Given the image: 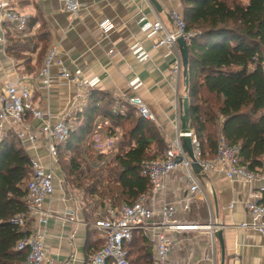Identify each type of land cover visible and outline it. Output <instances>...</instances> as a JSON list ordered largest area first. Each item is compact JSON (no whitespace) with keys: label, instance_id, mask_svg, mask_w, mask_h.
<instances>
[{"label":"crops","instance_id":"obj_1","mask_svg":"<svg viewBox=\"0 0 264 264\" xmlns=\"http://www.w3.org/2000/svg\"><path fill=\"white\" fill-rule=\"evenodd\" d=\"M9 1L16 9L28 14L30 20L25 33L8 32V44L12 38L17 44H30L42 31L47 33V40L43 50L37 38L32 49L22 52L28 55L24 58L10 55L0 45V88L6 80L20 79L32 90L35 105L48 106L53 118L66 116L75 130L84 124L83 112L89 106L91 93L124 102H128L125 95H138L153 112L155 119L152 123L159 129L167 146L182 132V99L189 97V89L183 66L178 75L172 70L177 58L182 59L181 50L178 44L174 53L165 46L154 47L158 36L147 25L161 18L171 27V10L183 13L181 0H157L158 7L151 0H78L81 8L76 15L68 12L61 0ZM104 20L113 23L106 35L100 26ZM52 46H58L67 70L80 72L89 80V93L83 101L77 97L75 83L60 75L58 65L50 68L49 86L41 76L44 57ZM97 122L103 135L117 133L120 142L122 130L113 120L96 117L93 128L95 123L99 125ZM41 124V120L28 114L22 126L27 134L36 138L21 142L31 159L48 166L50 160L46 139L40 131ZM9 133L14 132L10 130ZM108 155L94 158V164L102 166ZM54 170L55 192L41 208V214L48 215V222L44 226L38 219H33L28 228L32 232H44L46 254L54 261L91 264L90 255L104 245L103 235L94 223L105 214L110 204L87 199L83 190L68 184L58 162L54 164ZM195 176L201 189L192 196L188 190L190 182L180 167L168 174L163 188L146 194V202L156 209L164 202L173 203L182 219L212 220L223 232L224 264H264V234L242 226L250 220L244 200L250 189L258 187L261 181L248 183L229 179L218 171L202 170ZM188 197L190 210L186 211L184 203ZM173 237L178 243L172 250V259L183 260L186 264H221V246L216 235L212 238L208 232L198 231L173 233Z\"/></svg>","mask_w":264,"mask_h":264},{"label":"trees","instance_id":"obj_2","mask_svg":"<svg viewBox=\"0 0 264 264\" xmlns=\"http://www.w3.org/2000/svg\"><path fill=\"white\" fill-rule=\"evenodd\" d=\"M181 2L187 29L193 32L188 42L190 126L201 142L203 158L216 155L222 131L231 144L240 146L243 162L260 166L264 155V0ZM36 38L46 42L47 33L42 31ZM11 40L6 51L18 57L28 42ZM91 94L83 112L84 124L72 128L58 146V163L67 183L83 190L87 199L112 206L133 203L151 189L143 161L162 156L166 142L152 121L129 102ZM99 116L109 117L122 130L117 151L110 153L114 157L102 166L93 162L102 154L85 148L92 145L90 133ZM32 170L21 140L14 133L7 134L0 142V264H27V252L17 244L31 232L30 223L22 228L13 220L27 213ZM128 248L131 264L152 262V245L142 231L134 232Z\"/></svg>","mask_w":264,"mask_h":264},{"label":"built area","instance_id":"obj_3","mask_svg":"<svg viewBox=\"0 0 264 264\" xmlns=\"http://www.w3.org/2000/svg\"><path fill=\"white\" fill-rule=\"evenodd\" d=\"M64 8L71 14H78L81 4L78 0H61ZM172 26L168 27L161 18L148 22V27L158 36L154 47L165 46L170 53H174L179 38L187 42L191 40L193 32L187 29L183 14L171 10ZM144 19V18H143ZM30 17L16 9L11 1L0 0V45H8L7 34H23L29 29ZM104 35L113 28V23L104 20L100 24ZM58 65L60 75L77 86V97L83 101L87 96L90 82L80 72H70L65 68L59 56L58 46H52L43 61L41 76L45 83L50 84V68ZM264 69V63H263ZM173 73L178 75L182 70V62L178 57L173 64ZM125 99L133 105L144 118L153 121L155 116L141 96H126ZM31 114L36 120H41L40 131L46 139V146L50 164L44 166L31 159L32 173L27 182V213L18 215L13 221L20 227H25L33 219H38L44 226L48 222V215L41 214L43 203L52 197L55 192L54 164L58 162V146L65 142L73 128L72 122L66 116L53 118L48 106H38L33 103V92L20 79L6 80L0 88V142L10 130L20 140L36 138L23 129L26 116ZM22 127V128H21ZM182 134L192 137L193 151L197 161L204 171H218L229 179H239L252 183L261 181L258 187L250 189L244 205L249 215V222L242 226L255 228L264 234V203L261 201L264 194V155L260 157L261 165L252 168L249 162H243L240 146L231 144L219 131L216 155L212 159L203 158L201 142L191 129L189 132H180L177 138L171 140L162 156L143 161V173L149 177L150 192H155L165 186V180L171 172L183 168L189 180L190 196L200 191L201 186L192 170L190 159L184 148ZM93 148L101 154H110L117 151L119 136L117 133L103 135L97 128L90 133ZM190 199H186L184 209L190 210ZM104 238V245L90 255L91 264H131L129 260L128 244L135 231L140 230L149 239L152 245V262L150 264H186L183 260H174L171 253L178 241L173 233L206 231L215 237L218 227L210 220L195 222L179 218L177 207L170 202H164L160 208L151 207L146 202V195L141 196L133 203H123L118 206L110 205L103 216L94 223ZM44 232H30L19 240L17 248L27 252V264H60L46 254Z\"/></svg>","mask_w":264,"mask_h":264},{"label":"water","instance_id":"obj_4","mask_svg":"<svg viewBox=\"0 0 264 264\" xmlns=\"http://www.w3.org/2000/svg\"><path fill=\"white\" fill-rule=\"evenodd\" d=\"M151 2L155 6H159L157 0H151ZM178 45L181 50V56H182V66H183V76L185 77V82L187 84V90L189 89V48H188V42L184 38L178 39ZM183 101V114L181 116V128L182 132L186 133L191 130L190 126V105H189V97L186 96L182 99ZM184 144V148L187 152V155L190 159L191 167L195 173H200L202 171L201 164L197 161L194 151H193V144H192V137L188 134H182L181 136ZM217 236V239L219 240L220 246H221V264L225 263V246H224V240H223V232L222 230H218L215 234Z\"/></svg>","mask_w":264,"mask_h":264},{"label":"rangeland","instance_id":"obj_5","mask_svg":"<svg viewBox=\"0 0 264 264\" xmlns=\"http://www.w3.org/2000/svg\"><path fill=\"white\" fill-rule=\"evenodd\" d=\"M35 40V41H34ZM33 42H31L30 44L28 43V47H27V49L26 50H30V49H32V46H33V44H34V42L37 44V42H38V39L35 37L33 40H32ZM9 43V42H8ZM27 44V43H26ZM46 46V42H44V41H41L40 40V42H39V47H41V48H43V47H45ZM34 48V47H33ZM26 56H28V55H26V54H23L22 52H20L19 53V58H24V57H26ZM97 124H99V125H96V123H95V125H94V128H96L97 127V129L99 130H101V125H100V123L99 122H97ZM218 135H219V132H218ZM85 148H87L86 150H87V152H89V153H96V154H98L97 152H94L93 151V147H92V145H89V144H86V146H85ZM102 155H104V154H102ZM101 155V156H102ZM105 157V156H104ZM114 157V154H111V155H108V158H105L104 159V163H106L108 160H110V159H112ZM139 246V243H137L136 245H135V256H137V251H136V249H137V247Z\"/></svg>","mask_w":264,"mask_h":264}]
</instances>
